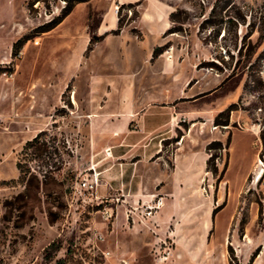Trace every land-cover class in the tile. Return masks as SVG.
I'll return each mask as SVG.
<instances>
[{"label":"rangeland","instance_id":"374dc122","mask_svg":"<svg viewBox=\"0 0 264 264\" xmlns=\"http://www.w3.org/2000/svg\"><path fill=\"white\" fill-rule=\"evenodd\" d=\"M68 1L18 0L0 21V264H264V0H88L45 31ZM144 14L168 26L156 39ZM126 75L178 113L163 169L176 152L206 158L199 195L161 227L163 205L143 219L146 200L98 165L119 144L103 130ZM92 167L99 201L72 199Z\"/></svg>","mask_w":264,"mask_h":264},{"label":"crops","instance_id":"0c3cea01","mask_svg":"<svg viewBox=\"0 0 264 264\" xmlns=\"http://www.w3.org/2000/svg\"><path fill=\"white\" fill-rule=\"evenodd\" d=\"M5 1L10 6L11 12L2 17L0 21L9 22L14 16L13 5L18 0ZM143 16L150 22L147 25L149 31H145L147 37L152 36L156 39L168 27L164 23L162 15L144 14ZM104 29L99 35L102 36L106 33V26ZM100 30L101 27L98 28V31ZM130 41L129 50H143L145 41ZM123 81L126 84L124 91H118L117 94L109 92V100L116 99L124 103L119 107V110L109 112L107 118L109 123L103 130L107 133L109 141H116L119 144H107L106 147L111 150V158H106L98 165L104 163L103 166H107V172L102 173L104 177L122 181V184H125V190H129V195L142 197L146 202L152 195L164 192L167 198L164 200L163 207L152 218L153 223L161 227L169 223L176 215L179 197L199 195L197 186L202 175L206 173V158L201 152L199 155L197 152L184 151L182 154L176 152L172 161L173 168L169 172L163 169L161 161L157 159L163 152L162 142L173 135L178 113L174 106H168V110L156 109L157 101H163V87H160L155 93H148L145 90L139 92V89H142L140 84H143L141 79L126 75ZM89 119L90 131L93 134L97 131V124L100 120L95 116L89 117ZM118 134L121 136H116ZM98 154L103 155L102 152ZM197 160L200 161L197 163ZM106 182L111 187H117L118 184ZM161 182L164 184L163 187L160 186ZM195 207L194 203L193 209Z\"/></svg>","mask_w":264,"mask_h":264},{"label":"built area","instance_id":"2783aa9c","mask_svg":"<svg viewBox=\"0 0 264 264\" xmlns=\"http://www.w3.org/2000/svg\"><path fill=\"white\" fill-rule=\"evenodd\" d=\"M107 153V152H106ZM107 157H111L110 153L106 154ZM92 173L86 174L80 178H77L74 190L72 192V199L77 197V199H81V197L87 198L90 201H99V197L97 196L98 188L101 187V181L99 179V173H97L94 168H90ZM163 205V198L159 195H152L151 199L148 202H144L142 205V218H152L154 214H156ZM101 215L109 220L113 217V211L111 208H103ZM105 256V253L103 254ZM170 253L165 252L162 257L158 259L159 262L166 261L169 257Z\"/></svg>","mask_w":264,"mask_h":264},{"label":"trees","instance_id":"16d2710c","mask_svg":"<svg viewBox=\"0 0 264 264\" xmlns=\"http://www.w3.org/2000/svg\"><path fill=\"white\" fill-rule=\"evenodd\" d=\"M86 1H88V0L68 1L67 5L62 9L60 15L56 19L52 20L51 22H49L46 25V28H45L46 30L45 31H50V30L54 29L56 26H58L72 12L73 7H74L75 4L86 2ZM89 43H90L89 45H91L92 40H90ZM155 54H156V50L153 52V55H155ZM215 122H216V125L224 126V124H220L217 121H215ZM38 137H39V135L36 136L31 142H28V145H32L37 140ZM210 145H212V144H210ZM208 149H210V148H208ZM213 172H216V168L215 167L213 168Z\"/></svg>","mask_w":264,"mask_h":264}]
</instances>
